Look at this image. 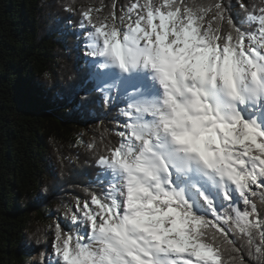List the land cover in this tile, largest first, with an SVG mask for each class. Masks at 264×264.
Wrapping results in <instances>:
<instances>
[{"label":"snow or ice","instance_id":"1","mask_svg":"<svg viewBox=\"0 0 264 264\" xmlns=\"http://www.w3.org/2000/svg\"><path fill=\"white\" fill-rule=\"evenodd\" d=\"M103 7L80 13L75 107L115 111L117 130L76 141L87 198L38 264H264V0Z\"/></svg>","mask_w":264,"mask_h":264},{"label":"trees","instance_id":"2","mask_svg":"<svg viewBox=\"0 0 264 264\" xmlns=\"http://www.w3.org/2000/svg\"><path fill=\"white\" fill-rule=\"evenodd\" d=\"M68 2L0 0V264L39 262L49 226L76 196L87 198L94 161L76 141L117 130L115 111L97 107L100 124L96 112L75 107L86 78L76 31L83 9L103 4L107 13L115 2L119 14L132 0H75L74 13L63 10ZM244 2L259 6L261 0ZM90 89L83 87L81 95ZM99 101L91 97L94 105ZM241 255L255 264L246 249Z\"/></svg>","mask_w":264,"mask_h":264},{"label":"rangeland","instance_id":"3","mask_svg":"<svg viewBox=\"0 0 264 264\" xmlns=\"http://www.w3.org/2000/svg\"><path fill=\"white\" fill-rule=\"evenodd\" d=\"M78 44H79V42L77 41V39H76V43H75V45H76V48L78 49V51H79V53H78V62L81 64V52H80V49H79V47H78ZM30 264H33L32 262L30 263ZM36 264V263H35ZM38 264V263H37Z\"/></svg>","mask_w":264,"mask_h":264}]
</instances>
